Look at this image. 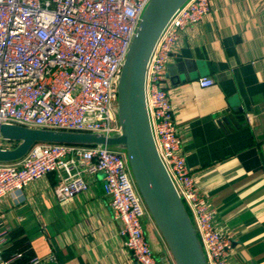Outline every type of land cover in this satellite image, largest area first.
<instances>
[{
    "label": "built area",
    "instance_id": "built-area-1",
    "mask_svg": "<svg viewBox=\"0 0 264 264\" xmlns=\"http://www.w3.org/2000/svg\"><path fill=\"white\" fill-rule=\"evenodd\" d=\"M150 1L0 0V126L119 136L118 85ZM210 5L211 0H186L169 18L146 64L144 99L154 147L206 264H228L230 237L216 226L215 209L186 164L165 83L181 35L208 15ZM212 84L207 77L199 80L201 87ZM17 145L0 136V151ZM52 172L61 204L87 189L86 175L102 173L112 216L120 223L118 234L134 263L159 264L143 225V219L153 218L124 149L37 142L22 158L0 162V199ZM170 264H176L172 255Z\"/></svg>",
    "mask_w": 264,
    "mask_h": 264
},
{
    "label": "crops",
    "instance_id": "crops-1",
    "mask_svg": "<svg viewBox=\"0 0 264 264\" xmlns=\"http://www.w3.org/2000/svg\"><path fill=\"white\" fill-rule=\"evenodd\" d=\"M206 77L213 84L201 87ZM165 83L186 164L230 237L227 263L264 264V0H211L181 35ZM85 179L66 204L54 195V172L0 199V264L15 231L40 264H135L103 174ZM143 225L158 263L170 264L155 222Z\"/></svg>",
    "mask_w": 264,
    "mask_h": 264
},
{
    "label": "water",
    "instance_id": "water-1",
    "mask_svg": "<svg viewBox=\"0 0 264 264\" xmlns=\"http://www.w3.org/2000/svg\"><path fill=\"white\" fill-rule=\"evenodd\" d=\"M185 1L151 0L142 15L118 85L119 136L106 139L92 134L0 126L1 137L18 142L14 149L0 151V162L22 158L37 142L122 148L138 191L176 264H206L188 213L154 147L144 99L150 53L169 18Z\"/></svg>",
    "mask_w": 264,
    "mask_h": 264
},
{
    "label": "trees",
    "instance_id": "trees-1",
    "mask_svg": "<svg viewBox=\"0 0 264 264\" xmlns=\"http://www.w3.org/2000/svg\"><path fill=\"white\" fill-rule=\"evenodd\" d=\"M79 145V144H77ZM12 237L17 241L14 243V246L9 248L4 253V260H9L7 264H26L27 261L31 258V253L29 247L25 245L24 238L21 237V232L15 231L12 234ZM20 254L19 258H14L15 255Z\"/></svg>",
    "mask_w": 264,
    "mask_h": 264
}]
</instances>
